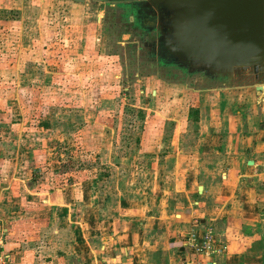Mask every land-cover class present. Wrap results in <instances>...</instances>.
<instances>
[{
  "label": "rangeland",
  "instance_id": "374dc122",
  "mask_svg": "<svg viewBox=\"0 0 264 264\" xmlns=\"http://www.w3.org/2000/svg\"><path fill=\"white\" fill-rule=\"evenodd\" d=\"M99 1L0 0V17L24 19L0 34V157L36 163L31 175L20 162L0 170L41 184L95 179L112 214L118 196L153 187L174 128L185 138L198 100L224 84L164 68L129 37L127 15Z\"/></svg>",
  "mask_w": 264,
  "mask_h": 264
},
{
  "label": "crops",
  "instance_id": "0c3cea01",
  "mask_svg": "<svg viewBox=\"0 0 264 264\" xmlns=\"http://www.w3.org/2000/svg\"><path fill=\"white\" fill-rule=\"evenodd\" d=\"M23 21L0 17L1 36ZM205 93L185 138L174 128L154 163L153 187L118 196L112 214L95 179L60 184L53 175L41 184L0 170V226L13 264H264V88ZM13 159L0 157V166L20 162L33 173L34 161ZM207 227L226 245L210 258L185 246L189 231Z\"/></svg>",
  "mask_w": 264,
  "mask_h": 264
},
{
  "label": "water",
  "instance_id": "95a60500",
  "mask_svg": "<svg viewBox=\"0 0 264 264\" xmlns=\"http://www.w3.org/2000/svg\"><path fill=\"white\" fill-rule=\"evenodd\" d=\"M167 56L190 71L264 88V0H141Z\"/></svg>",
  "mask_w": 264,
  "mask_h": 264
},
{
  "label": "flooded vegetation",
  "instance_id": "af4514ba",
  "mask_svg": "<svg viewBox=\"0 0 264 264\" xmlns=\"http://www.w3.org/2000/svg\"><path fill=\"white\" fill-rule=\"evenodd\" d=\"M105 1V3L103 2ZM102 9L109 7H118L123 11V15H127V29L129 37L141 45L148 55L155 61L162 65L164 68L171 66L177 67L185 75H191L190 78L195 76V81L200 83H214V81H223V78L206 75L205 77H197L195 71H190L187 67L182 66L176 59L166 55L164 48L159 41V31L155 25V19L147 12L141 0H100ZM122 15V16H123ZM124 20V18H123ZM188 75V76H189Z\"/></svg>",
  "mask_w": 264,
  "mask_h": 264
},
{
  "label": "built area",
  "instance_id": "2783aa9c",
  "mask_svg": "<svg viewBox=\"0 0 264 264\" xmlns=\"http://www.w3.org/2000/svg\"><path fill=\"white\" fill-rule=\"evenodd\" d=\"M6 233L0 226V264H13L11 252L6 247ZM185 246L193 253L212 257L226 250V245L217 237L211 227L202 232L191 230L185 235Z\"/></svg>",
  "mask_w": 264,
  "mask_h": 264
}]
</instances>
